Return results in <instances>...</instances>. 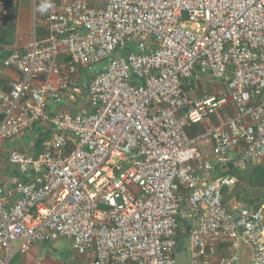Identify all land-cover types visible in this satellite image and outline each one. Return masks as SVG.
<instances>
[{"label":"built area","instance_id":"built-area-1","mask_svg":"<svg viewBox=\"0 0 264 264\" xmlns=\"http://www.w3.org/2000/svg\"><path fill=\"white\" fill-rule=\"evenodd\" d=\"M42 17L46 37L0 46V76H20L0 86V169L19 172L0 180V264L59 240L67 264H177L189 225L190 264H239L243 245L264 264V203L225 206L237 179L214 175L264 165V0H58ZM42 123L41 154L3 153Z\"/></svg>","mask_w":264,"mask_h":264},{"label":"crops","instance_id":"crops-1","mask_svg":"<svg viewBox=\"0 0 264 264\" xmlns=\"http://www.w3.org/2000/svg\"><path fill=\"white\" fill-rule=\"evenodd\" d=\"M47 11L41 12V11H34L33 7H32V3L31 0H19V8H18V20H17V29L19 31L21 30H25L27 27H29L30 22L32 21V18L34 15L39 14L41 17L43 16V14H45ZM46 37V33L44 31V29H37L36 30V36L35 38L37 39H42ZM34 40V39H33ZM30 44V43H29ZM63 59V58H62ZM19 74L17 72H15L14 70H8L4 75L0 76V86L4 87V88H9V85L12 81L18 80L19 79ZM80 77V81L83 82V75L79 76ZM47 77H42V81L46 80ZM85 83L82 87H85ZM81 88H79L78 90V95L80 97V94H82L81 92ZM84 94V93H83ZM82 102L86 103L87 101V90L85 87V97L81 98ZM70 104H65L64 106H61L60 108L62 109H69ZM51 109L52 110H56L57 107L54 104H50ZM202 128V126L200 127ZM53 129V130H52ZM46 130H50L53 132L54 134V128L51 124L49 123H42L38 126H36L35 128H33V130L28 131L24 136L18 137L16 139H12L8 142H6L4 149H3V153H7L12 149H19L22 151H28V152H33V148L34 143L38 141V139L40 138V136L45 133ZM196 130V129H195ZM53 137V135H52ZM51 137V139H52ZM48 143V142H47ZM19 175V172L12 167H2L0 169V180H2L4 183L7 184H11L14 180V178L16 176ZM14 188L12 187V185L10 186V188H8L9 191H12ZM57 242V241H56ZM54 243V242H53ZM39 244H49V243H39ZM37 244H35L34 246H36ZM33 246V247H34ZM32 247V249H33ZM32 251V250H31ZM30 251V252H31ZM73 253V257L72 258H65L64 262L65 264H67L68 260L73 259L74 258V252L73 250H71ZM70 251L64 252V253H68ZM63 253V256H64ZM229 253V244L224 243L220 246L219 249V253L218 255L215 257V259L218 258L219 255H226ZM30 254V253H28ZM28 254L22 255V254H18L15 259L13 260V264H28L29 259H28ZM241 259L239 264H253V253L250 247H247L245 245L242 246L241 248V253H240Z\"/></svg>","mask_w":264,"mask_h":264},{"label":"trees","instance_id":"trees-1","mask_svg":"<svg viewBox=\"0 0 264 264\" xmlns=\"http://www.w3.org/2000/svg\"><path fill=\"white\" fill-rule=\"evenodd\" d=\"M5 7L8 13L4 17L5 21L0 35V46L5 48L3 56L7 57L11 53L9 50L13 49L14 45H16L19 0H7ZM80 92L82 93L80 94V98L85 97V87H82ZM205 128V125L202 128L199 127L201 131L205 130ZM52 135V131L46 130L38 141L34 143L35 147L32 151L36 156L45 150V144L51 140ZM221 171L217 168L214 171V175L216 177L222 175ZM229 175L235 177L237 183L232 188L227 187L224 189L225 206L229 207V204L233 200L252 207H258L264 203V165L249 168L247 171H240L232 167Z\"/></svg>","mask_w":264,"mask_h":264},{"label":"rangeland","instance_id":"rangeland-1","mask_svg":"<svg viewBox=\"0 0 264 264\" xmlns=\"http://www.w3.org/2000/svg\"><path fill=\"white\" fill-rule=\"evenodd\" d=\"M31 3L34 11H40L41 5L43 4H51V7L48 9L55 10V8L58 7V0H31ZM43 19L44 17H41L36 13V15L33 16L29 27L21 31L17 29L16 45H14L13 49H25L27 45L35 38L36 30L43 28ZM82 75L84 76V73L81 71V76ZM71 250H73L72 243L71 241L66 240H59L49 244H37L33 247L30 254H28V264H65L64 262L66 261L64 259L63 253ZM79 258L80 257L77 254H74L75 260Z\"/></svg>","mask_w":264,"mask_h":264},{"label":"water","instance_id":"water-1","mask_svg":"<svg viewBox=\"0 0 264 264\" xmlns=\"http://www.w3.org/2000/svg\"><path fill=\"white\" fill-rule=\"evenodd\" d=\"M121 165L123 166V169H125L127 167L126 163L121 162ZM231 171L230 167H227L225 169H223L224 174H227ZM121 173V171H116L115 175L119 176ZM191 230V226L189 225L187 227V232L184 235H181L179 238V244H178V248H177V252H176V260H177V264H190L189 263V259H190V247H189V232ZM64 257L67 258H72L73 257V253L72 251L68 252V253H64Z\"/></svg>","mask_w":264,"mask_h":264},{"label":"clouds","instance_id":"clouds-1","mask_svg":"<svg viewBox=\"0 0 264 264\" xmlns=\"http://www.w3.org/2000/svg\"><path fill=\"white\" fill-rule=\"evenodd\" d=\"M49 7H51V4H43L41 5L40 11L41 12L47 11Z\"/></svg>","mask_w":264,"mask_h":264}]
</instances>
